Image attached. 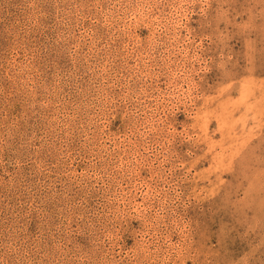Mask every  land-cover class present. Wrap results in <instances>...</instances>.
Instances as JSON below:
<instances>
[{
	"label": "rangeland",
	"instance_id": "obj_1",
	"mask_svg": "<svg viewBox=\"0 0 264 264\" xmlns=\"http://www.w3.org/2000/svg\"><path fill=\"white\" fill-rule=\"evenodd\" d=\"M0 264H264V0H0Z\"/></svg>",
	"mask_w": 264,
	"mask_h": 264
}]
</instances>
